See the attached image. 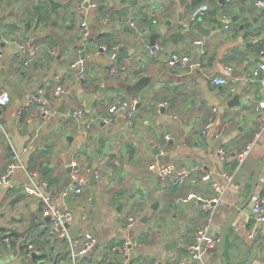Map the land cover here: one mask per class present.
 Listing matches in <instances>:
<instances>
[{
    "label": "crops",
    "instance_id": "0c3cea01",
    "mask_svg": "<svg viewBox=\"0 0 264 264\" xmlns=\"http://www.w3.org/2000/svg\"><path fill=\"white\" fill-rule=\"evenodd\" d=\"M55 1L61 5L53 12L48 0H19L9 21L1 23L5 26L0 40L5 45L0 54V88L10 93L11 102L0 106V174L16 153L22 165L15 169L10 187L0 186V264L73 263L66 242L53 237L49 223L33 228L25 239L18 237L11 248L4 243L11 229L27 228L32 214L42 217L43 201L26 192L34 176L47 180L52 199L73 210L82 228L98 236L100 243L81 257L83 264H181L201 226L210 222L212 235L220 237L224 224L249 193L253 173L264 157V133L244 162L237 157L253 138L258 124L255 106L264 98V74L257 79L246 76L264 63V8L257 0H224L223 4L218 0L216 15L210 2L209 11L193 19L196 4L182 11L179 0H143L139 9L140 0H93L96 5L87 11L79 8L84 0ZM37 3L50 10V20L25 19L21 30L10 31L6 24L25 18V10H34ZM9 6L0 2V16ZM83 20L90 25L88 39L83 36ZM198 20L210 35L201 32ZM154 34L164 49L151 55L146 44ZM27 42L39 52L29 65L23 51ZM113 44L127 52L112 65L118 68L116 73H111L108 54L100 52L101 46ZM172 52L191 59L197 55L199 63L172 67ZM216 78L226 82L216 84ZM58 86L64 94L54 101L56 113L36 120L38 103L29 101L37 94L53 98ZM81 90L92 96L90 109ZM123 100L136 104L132 124L124 114L106 124L109 107ZM63 102L68 114L59 111ZM80 108L84 114L75 116ZM211 116L214 126L203 134ZM84 129L87 137L94 138L91 148L85 153L87 142L82 140L73 161L84 170L92 168L93 151L102 149L101 160H107L104 177L96 183L89 180L81 193L66 195L73 183L66 176V154L71 140L82 138ZM220 148L226 151L224 160ZM170 163L189 169L199 179L205 168L209 179L165 186L157 168ZM216 185L223 191L212 211L198 203L189 210L182 206V198L191 192L214 196ZM130 217L137 219L132 229L127 228ZM263 237L264 224L256 226L253 212L242 211L225 235L229 264H245L255 242ZM126 239L138 243L128 257L112 251ZM23 240L39 249L44 246V259L34 262L32 252L19 245ZM263 248L258 258L262 264ZM186 264H223L219 245L203 260Z\"/></svg>",
    "mask_w": 264,
    "mask_h": 264
},
{
    "label": "built area",
    "instance_id": "2783aa9c",
    "mask_svg": "<svg viewBox=\"0 0 264 264\" xmlns=\"http://www.w3.org/2000/svg\"><path fill=\"white\" fill-rule=\"evenodd\" d=\"M259 7L264 8V0H257L256 3ZM96 3L93 0H84L80 3L79 8L82 11H87L91 6H95ZM210 5L208 3H201L196 6L194 11L192 12L193 19L199 18L201 15L205 14L209 11ZM83 36L85 39H88L90 35V25L86 20H83L81 23ZM197 44H201V41L196 42ZM101 49L104 53H107L111 62L116 63V55L120 49L119 46H114L109 48L107 45L101 46ZM164 46L156 43L151 45L150 43L146 44V50L151 54L155 55L156 53L162 51ZM2 51L1 40H0V54ZM23 51L28 55V60L26 61V65H29L33 60L37 59L39 56L38 48L30 43L27 42L23 46ZM57 49H53L52 53L56 54ZM191 58L187 55H182L177 52H172L169 56V63L172 67L177 65H182L183 67H187L190 64ZM228 71H232L231 67L227 68ZM118 68L113 66L111 68V73H116ZM264 74V63L259 64L258 66L252 68L247 73V78H254L257 79L258 77ZM84 76V75H82ZM226 79L224 78H216V84H224ZM261 83L264 87V77L261 79ZM64 94V88L62 86H58L56 88L55 94L53 98L49 99L43 96L42 94H37L34 96L33 100L29 102H36L38 103V107L34 112V118L38 121L43 120L44 118L51 116L56 113L54 101L57 99H61L62 95ZM11 102V95L6 89L0 88V106H7ZM29 105V103H27ZM214 111H217L215 108ZM255 111L258 117V124L256 131L253 135V138L250 142H248L244 148L238 152L237 157L240 162H244L247 157L249 156L250 152L252 151L255 144L260 140L264 133V98L259 100L255 106ZM136 112V104L130 102L129 100H123L119 103L112 104L109 107L108 113L106 114L104 121L106 124L114 123L116 118L121 114H124L127 122L132 124V120L134 118ZM19 114H22V109L19 110ZM84 114V108H80L76 111L75 116H81ZM215 118L211 116L208 119V122L203 130V134L208 133V131L214 126ZM1 127V126H0ZM166 139H169V136H166ZM219 156L221 159H225L226 151L224 148L219 149ZM20 154L16 153L13 156L12 162L9 164L7 170L0 174V186L10 187L13 179H14V172L15 169L21 164ZM107 160H101L98 167L94 170V175L97 181L103 179V168L106 165ZM72 181L73 183L71 186L65 191V194L68 195L70 192L81 193L88 184L90 177L92 175V168H86L85 170L81 167L79 163L73 161L72 163ZM158 174L164 183L165 186L171 185H183L187 181H191L192 183L198 182L201 180L209 179L208 172L206 173L203 169V175L201 178L192 177L191 171L184 167H178L172 163L166 164L163 166H159ZM226 177L231 180L233 176L226 175ZM34 184L27 187L26 192L31 195L39 198L43 201V214L42 217L49 218V226H50V233L53 237L64 240L66 242L67 248L70 251V255L72 257L73 263L72 264H83L81 261V257L87 255L90 251H92L99 243L100 240L97 235L94 234L89 229H83L80 224L79 232L76 238H72L70 234V227L74 225L77 221H80L77 218L75 212L69 208L63 207L57 202H55L51 195L48 193L50 184L47 180L43 178H38L34 176L33 179ZM223 189L216 185V194L211 197H205L203 195L197 194L195 192H191L182 198V202L189 201L191 199H195L196 202L200 205V207L205 211H212L216 205L221 200V194ZM252 208H253V216L255 219L256 226L260 224H264V171L263 177L261 179V185L256 190L253 200H252ZM137 219L135 217H130L128 220L127 228L132 229L136 224ZM257 228L255 227L254 230ZM255 233H252L251 237L253 238ZM4 243L8 247H12L11 238L7 237L4 239ZM138 243L131 239H126L122 245L114 246L112 251L113 252H121L124 256L128 257ZM219 245V238L212 235L211 233V223L207 222L205 225L201 226L194 237V240L188 245L187 247V254H185L181 260V264H186L189 260H203L204 256L208 251L211 249L216 248ZM29 249L32 253L36 255H40L41 251L34 245H29Z\"/></svg>",
    "mask_w": 264,
    "mask_h": 264
},
{
    "label": "water",
    "instance_id": "95a60500",
    "mask_svg": "<svg viewBox=\"0 0 264 264\" xmlns=\"http://www.w3.org/2000/svg\"><path fill=\"white\" fill-rule=\"evenodd\" d=\"M19 0H14L12 2V4L9 6V8L7 9V11L5 13H3L1 16H0V25L2 22L4 21H9V15L13 12L17 2ZM50 3H51V6H52V11L53 12H56V8L61 5L60 2H57L55 0H48ZM221 4H223L224 0H219ZM180 2V7H181V10L183 11L184 8L191 4V5H194L198 2V0H179ZM144 4V1L143 0H140L139 1V4L137 6V9H139L142 5ZM235 19V18H233ZM229 22V21H228ZM197 24V27L201 30V32H203L204 34L206 35H210L212 32L203 27L202 24H201V21L198 20L196 22ZM157 36L156 34H154L153 36L150 37V44L151 45H154L156 44L157 42ZM5 45V42H1V46H4ZM100 52L104 53V51L101 49ZM124 55H127V52L124 50V48H121L119 49L117 55H116V59L115 61H119ZM199 63V59H198V56L195 55L191 61H190V64H198ZM114 64V62H111L110 63V68H112V65ZM34 68L37 69L38 68V62L36 61L35 64H34ZM80 94H82V96L84 97L85 101H86V108L87 109H90L91 105H92V102H93V99H92V96H88L85 94V92H83V90L80 91ZM66 105V102H63L62 103V106L59 108V111L62 113V114H68L69 113V110L68 109H63L62 107H65ZM82 132V138L80 139H77V140H71L72 138H70L71 142H72V147L70 148V150L68 151V153L66 154V158H65V164L67 166V170H66V176H67V179L70 180V177L72 175V163H73V158L75 157V155H77V153H79V151L81 150V145H82V140L84 142V140L86 139V144H87V147H85L83 149V151L85 153H88L89 152V149L91 148V146L89 145V142L92 141L93 136H86V131L85 129ZM103 153V150L102 149H97V151H93V154H94V165L92 166V175L90 177V183H93V182H97L96 178H95V175H94V170L98 167L100 161H101V155ZM158 153H160V151H158ZM264 169V157L260 160V163L259 165L257 166L255 172L253 173V176H252V183H251V188H250V191L249 193L247 194V196L242 200L241 204H239V206H237L235 208V210L232 212L230 218L228 219V221L226 222V224H224L223 226V229L220 233V237H219V247H220V256H221V259H222V262L223 264H229V262L227 261L226 259V256H225V235L227 233V231L229 230V228L234 225V223L236 222V220L238 219L239 215L241 214L242 211H245L247 214H251L253 212V208L251 206L250 207V204L253 200V197H254V194L257 190V186H258V181H259V176L261 175V172L262 170ZM160 178V177H159ZM245 178V175H242V180H244ZM242 180L238 183L239 185L242 183ZM5 188V187H4ZM197 202L195 199H191L189 201H184L182 202V206L186 207L188 210L190 209L191 206L195 205ZM49 222V218L48 217H39L37 214H32L31 217H30V222L27 226V228H25L24 230H17V229H11V234H14L22 239H25L26 236L29 234L30 231H32L33 228L37 227V226H42V225H45L46 223ZM79 228H80V224H79V221H77L74 225H72L70 227V234L72 236V238H76L77 235H78V232H79ZM173 243H176V241H174ZM264 246V237L263 238H260L258 239L255 244H254V251H253V254L251 256V258L245 263V264H262L258 258L260 257L259 256V253H260V250H261V247ZM168 245L166 246V248L168 249ZM263 252H264V248H263ZM32 256H36L35 253H32Z\"/></svg>",
    "mask_w": 264,
    "mask_h": 264
},
{
    "label": "trees",
    "instance_id": "16d2710c",
    "mask_svg": "<svg viewBox=\"0 0 264 264\" xmlns=\"http://www.w3.org/2000/svg\"><path fill=\"white\" fill-rule=\"evenodd\" d=\"M1 1H7V4L8 5H11V3H12V0H0V2ZM205 1L206 0H202L201 2L196 3V6L199 5V4H201V3H203V2L204 3H208V4H210V2H211V3H213V6H214L213 7L214 15H216L217 12H218V9H219L218 8V0H208L206 2ZM134 2L135 1H133V3ZM44 6H45L44 3H37L35 5V7H34V10H32V8H27L25 10V15H26L25 18L16 19L12 23H8L6 25H8L10 31L15 32V31L21 30L25 26V24H24L25 21H26L25 19H28V20L39 19V21H41V20H47L48 21V20H50L52 14H51L50 10L47 9L46 7H44ZM2 26H5V25L4 24H1L0 25V39L2 37V32H1L2 31V29H1ZM107 46L109 48H112V47H114L116 45L113 44V45H107ZM7 237H10L11 238V244H12V246L18 244L17 243V241H19L18 236L14 235V234H11L10 232H8L6 234V236L4 237V239L7 238ZM33 243L34 242H29L27 240H23V241L19 242V245L21 246V248H22L23 251H25V252L27 251V253H29L30 252L29 245H33ZM38 244H40L42 246L41 243H38ZM42 247L40 249L41 254L40 255H36V256L33 257V260L36 263L39 262V259L38 258L44 259V256L43 255H45L46 252L44 250L45 249L44 246H42ZM41 264H45V262H42Z\"/></svg>",
    "mask_w": 264,
    "mask_h": 264
},
{
    "label": "rangeland",
    "instance_id": "374dc122",
    "mask_svg": "<svg viewBox=\"0 0 264 264\" xmlns=\"http://www.w3.org/2000/svg\"><path fill=\"white\" fill-rule=\"evenodd\" d=\"M115 104V103H114Z\"/></svg>",
    "mask_w": 264,
    "mask_h": 264
}]
</instances>
